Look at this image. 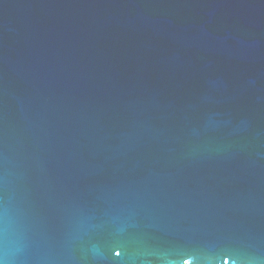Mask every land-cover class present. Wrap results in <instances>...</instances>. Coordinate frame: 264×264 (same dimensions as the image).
Returning <instances> with one entry per match:
<instances>
[{"label": "water", "instance_id": "1", "mask_svg": "<svg viewBox=\"0 0 264 264\" xmlns=\"http://www.w3.org/2000/svg\"><path fill=\"white\" fill-rule=\"evenodd\" d=\"M0 264H264V0H0Z\"/></svg>", "mask_w": 264, "mask_h": 264}]
</instances>
